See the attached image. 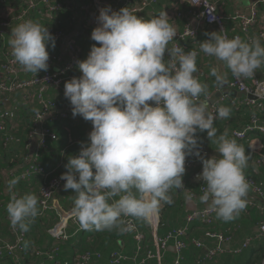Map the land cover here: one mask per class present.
I'll return each instance as SVG.
<instances>
[{
    "label": "clouds",
    "instance_id": "clouds-1",
    "mask_svg": "<svg viewBox=\"0 0 264 264\" xmlns=\"http://www.w3.org/2000/svg\"><path fill=\"white\" fill-rule=\"evenodd\" d=\"M203 3L214 12L208 0ZM215 16H210V22ZM166 12L145 19L129 8L119 12L102 9L91 33L86 60L78 62L82 75L65 82L64 96L79 115L92 123L90 144L81 143L77 156H69L65 191L74 190L72 215L87 231L129 230L125 218L149 220L164 204L171 205L172 189H184L185 161L198 157L203 165L197 180L205 185L199 197L206 211L225 222L235 219L248 204L250 183L244 169L249 155L243 145L226 133L217 134L216 119H227L231 108L220 106L215 114L202 100L207 85L197 75V51L173 45L176 28ZM200 52L222 62L237 79L252 78L264 65V44L226 31L206 33ZM9 45L14 63L24 71L48 69V46L55 37L38 21H26L12 29ZM99 46H96V45ZM210 75L218 86L227 73L213 67ZM207 132L222 158L201 155L196 133ZM18 183L8 182L11 191ZM184 192V190H183ZM191 201V191L184 192ZM35 194H13L7 205L10 226L29 231L40 214Z\"/></svg>",
    "mask_w": 264,
    "mask_h": 264
},
{
    "label": "built area",
    "instance_id": "built-area-1",
    "mask_svg": "<svg viewBox=\"0 0 264 264\" xmlns=\"http://www.w3.org/2000/svg\"><path fill=\"white\" fill-rule=\"evenodd\" d=\"M29 3V11L35 10L38 7L32 0H26ZM57 0H42V4L47 7V11L43 14L46 16H51L52 13L61 10L60 4H54ZM231 0H208V2L215 9L214 12L209 14L208 10L205 8L203 3L199 5H193L196 0H186L187 4L191 7V14L193 15L195 21H199L202 24L216 28L219 32L226 31L228 38H233L236 36L241 37L243 40V35H247L252 29L259 26L260 23V12L257 5L251 7L247 11H237L235 15L231 18L239 33L229 34L226 29L227 18L220 11V4L223 2H228ZM157 0H141L142 7L129 8V0H94V4L98 12L106 7H110L112 11L119 12L123 8H129L134 14L142 11L143 9L150 8L156 4ZM264 2V1H263ZM24 15L17 18L21 20ZM210 16H215V20L210 22ZM7 26V23L0 22V29ZM199 28L187 27L183 32H177L175 40L169 44V47L173 45L180 46L182 42L189 40H196L199 36ZM56 40L62 41L66 47V53L69 61L58 71L53 69V60L49 56L48 69L41 70L38 75L29 79L21 80V75L24 72L22 67L14 63V58L12 53L7 55L8 61L0 65V69L4 76H0V94L16 95L19 93L24 94V99L34 98L36 103L39 105L40 109L36 112V117L34 121V126L29 134L28 139V149L30 151L29 157L27 158V168L20 174L19 178L24 181H29L34 177H41L44 181V186L40 191V206L41 214L39 217L47 211H54L59 222L57 225L50 230L51 237L57 242H66L72 235L78 234L83 230L77 219L72 215V209L66 210L57 201V193L64 189V184L66 181L61 180L60 177L54 176L55 171H49L41 162L42 155L46 149H48L49 143L57 141L58 137L56 132L49 128L46 121L57 122V121H68L73 117L72 109L64 108L61 109L56 103L51 101L46 97V91L49 88H55L63 92L65 82L70 81L72 78H77L75 72L78 70V62L82 61V53L78 46V38L73 36H64L63 33H57L55 35ZM260 38L264 41V27L260 31ZM228 90L230 92H237L246 94L247 96L254 97L253 99L245 97L243 100H232L228 95L222 96L217 100L216 103L210 104V99H206L209 104V111L215 114V111L220 106H226L229 102L231 107L236 111H241L242 108H257L264 104V79H261L257 72H255L252 78H240L234 77L232 82L228 85ZM202 99V98H201ZM70 105V104H69ZM8 116V114H6ZM79 116V115H77ZM224 119H216V121H222ZM7 131L6 120H0V132ZM92 131V124H91ZM9 135L5 134L6 146L8 142L12 141L13 138L7 137ZM233 136L238 140L245 141L254 136L264 137V122L261 123L257 117L251 120V123L247 125L242 130H235ZM201 155L206 159L215 156L212 152L202 149ZM216 157V156H215ZM217 158V157H216ZM218 159V158H217ZM258 167L264 166V158H261L256 163ZM185 168L191 171H195V179L197 180L198 175L202 173V162L196 156H189L185 161ZM199 181V180H197ZM202 182V181H200ZM251 186L254 187V191L261 201L258 200H248L246 208L258 207L264 212V187L258 188L252 181H249ZM205 186L201 188L200 196L203 194ZM14 192L12 190L11 195ZM192 194V193H191ZM193 199L198 198L192 194ZM164 206V205H163ZM162 206V208H163ZM161 208V209H162ZM245 208V209H246ZM160 209V210H161ZM216 214L212 211L196 210L189 214L187 218V226L181 228L177 231L171 232L168 235L161 237L158 234L159 224H160V211L152 216L147 222L150 225L151 235L153 236V250L146 249L147 236L143 233L138 226L134 218H125V227L129 230L125 231L127 234L133 236L136 244L137 251L136 256L132 259L134 264H150L151 262H156L157 264L165 263V255L170 247L174 245L177 251V259L174 264H182L184 258L182 253L187 247L184 242V238L190 231L191 224L196 221H200L204 224H211L213 222ZM93 231V230H92ZM17 235V243L15 245L4 241L0 238V258L2 259L3 254L7 253L8 256L13 257L17 264H21L20 258L16 256V253L21 251V244L26 239L25 234L20 233L18 229H14ZM206 236L210 239H217L218 246L210 250L204 258L199 259L198 264H208L216 261L219 255L226 253H241L244 249H248L252 243L259 240H264V224H261L257 229L255 236L248 238L244 241L241 248L237 251H232L230 246L231 238L225 237L223 235H218L215 233H206ZM193 244L198 248H203V244L199 241H193ZM59 251L58 248H54L49 256V259H54L55 254ZM99 257V255H97ZM94 256L92 254H85L80 257L76 264H92ZM131 259L121 256L120 254H114L110 264H123L125 261H130ZM264 264V259L263 263Z\"/></svg>",
    "mask_w": 264,
    "mask_h": 264
},
{
    "label": "crops",
    "instance_id": "crops-1",
    "mask_svg": "<svg viewBox=\"0 0 264 264\" xmlns=\"http://www.w3.org/2000/svg\"><path fill=\"white\" fill-rule=\"evenodd\" d=\"M109 1L112 2L115 0H109ZM263 1L253 2L252 0H231L228 2L221 3L220 11H222L225 17L227 18L226 20L227 32L230 35L233 33H239V31L237 30V27L235 26V23H233L232 20L228 18L233 17L237 11H247L251 7L257 5L259 8V12H260L259 26L256 27L249 34H247L249 35L248 37H246L247 35H243V40L249 41L253 37H258L259 31H261V29L264 27V2ZM137 2L139 3L136 4ZM137 2H134V0H129L128 7L129 8H133V7L141 8L142 7L141 0H138ZM54 4H60L61 8L65 10L61 12L62 11L61 9L57 12L52 13L51 16H46L43 13L47 11V7L44 4H42V2L38 3V7L35 9V13L31 11L26 14V11L29 10L28 1L24 3L23 0H0V19H3V22L7 23L6 27L0 29V34L2 37L0 38V40L4 47V49H0V51L2 50L1 54L6 56V57H3L0 54V60H1L0 65L4 63L3 61L5 59L7 60V55H10L12 53V49L9 45V40L11 39L10 36L12 34V29H14L17 25L23 22L33 20V18L31 17L33 13H34L33 15H36L38 17L37 18L36 16H34L35 20L33 21H38L40 24L46 26L48 28V31L52 35H54V33L57 32V33H63L64 36L77 37L78 46L82 53V60L87 59L92 45L96 43L95 41L91 40V33L93 29L98 26L97 17L99 16V12L95 7L94 0H57L54 2ZM154 5H153L154 7L152 8H146L147 9L146 13L143 12L146 9H143L142 11L138 12L136 15H138L139 17H143L145 19H151L152 17L158 16L161 12L164 11L167 13L168 17L170 18L169 22L174 25L177 32H183L189 26L192 28H199L200 32H199L198 38L196 40H189L190 42L187 45L185 44V48H187L188 50L197 51L198 55H197L196 64H197L198 72L195 75L197 76L205 75L204 81H202V84L207 85V96L206 97L203 96V98L210 99L211 102L209 103L214 104L213 100L217 97V95L224 92L225 90H228V85L232 82V80L234 79V76L231 74L230 70H228L222 62L217 61L214 57L207 56L204 53L200 52L199 43L209 39L206 33L219 32V31L214 27L202 24L199 21H195L193 15L191 14V11H192L191 7L189 4H187L186 0H158V2ZM22 15H24L23 18L21 20H17V18ZM96 46H99V45L97 44ZM47 50L49 51V56L53 60L54 70L58 71L69 61V58L66 53V47L62 41H58L55 38V47L52 48L50 44ZM213 67L218 68V70L221 73H227V83L223 87L218 86L215 82V77H212L210 75L211 69ZM257 71H258L259 77L261 79H264V65H262L259 69H257ZM34 74L35 73L24 71L21 76L23 79H30ZM0 76H4L1 69H0ZM233 93L237 94V92H230V94H228V96L232 100L240 101L245 98V97L235 96L233 95ZM45 94H46V97L50 99L51 101H53L54 103H56L59 108L72 109V105L70 104V101L65 98L62 91L51 87L46 91ZM20 100H19V97H8L7 99H2L0 102H2L4 111L6 112L11 111L12 114L14 115L12 118L13 121L11 123L12 124L11 127H13L12 131L17 130V124L15 123V119H16L17 123L19 122V124L20 123L22 124V125L18 124L19 128L21 126L24 127L22 128L21 133L25 135L26 130L28 129L27 128L28 126L27 125L24 126V123L27 121V123L25 124H29L32 120V115H31V112L29 111V106L18 107V101ZM34 104H37V103H33L32 105ZM32 105L30 104V106ZM226 106L231 107V104L230 103L226 104ZM231 113H232V116L229 117L228 126L230 127L236 126L237 127L236 129L242 130L243 127H245V125L249 121L248 115H244L241 113L238 114L232 109H231ZM51 121L49 123L50 126L53 123ZM68 121H70L69 123L70 125L71 123L73 124L71 125L73 130L70 128L71 129L70 131L69 128H67L65 125L61 126L59 125L61 123L57 124L56 122L53 123V126L57 124L56 126H54V130L61 127L60 134H62V137L66 134H69L70 136L69 138L71 139V141H73L72 144H76V148L79 150L78 152H80L81 143H84L85 145L90 144L89 134L91 132L92 123L90 121L84 120L81 116L72 117ZM9 131L10 129L7 123V131L5 133L0 132V148H1V141L5 137V134L7 135L10 134ZM72 137H74L73 140H72ZM263 139L264 138H259V136L252 137L251 146L254 151H262L263 144H264ZM59 140L60 138H58L57 141L50 142V143H55L54 147L51 148L49 152L47 151L43 156V158L47 159L49 162L51 161L52 157H56L60 151V146L62 145V143L58 142ZM78 152L72 151L71 156H77L79 154ZM217 154H219V156ZM215 156L218 159L222 158V155L219 152H217ZM62 163L63 161L61 162V164ZM61 164L59 166H61ZM51 167L52 166L50 165L47 166V168H51ZM22 169L24 170L26 169V167L22 166ZM22 172L8 173L7 185L10 180H13V179L21 180L19 176ZM15 187L16 186H14L13 191L17 195H23L26 193L36 194V192H38V190L32 187V185H27L26 187L20 186L19 192L16 191ZM58 198H60V196ZM58 198L56 197V201L59 203ZM247 200H258V199L257 198L256 199L247 198ZM258 201L260 202V200ZM186 205L190 213L196 210H205L207 208V205L200 203L199 198H195V199H192L191 201H187ZM251 208H256L260 210L262 213H264L258 207H251ZM48 220H50V218ZM220 220L221 219H218L216 216L213 219L212 223H214V228L216 229V232L214 233L217 234L218 232L234 231V234H236V237L233 238L234 240L231 239V243H230V246L233 249L232 251L239 250L242 244L244 243L245 239L247 237L251 238L255 236L257 232V225H251L250 223H246V224L241 223L242 224L241 227H238L235 229L233 225L234 222L232 223V220L227 221V222L223 220L220 221ZM196 223H198V221L191 224L190 231L188 232L187 235L192 233V235L195 236L196 238V239L194 238V240L202 243L203 248H198L197 246H195L193 244V241H194L193 240L192 243L188 245L186 249L184 250V252L182 253V256L184 258V261L182 264H198L199 259L204 258L210 250H213L218 246L217 239H210L200 229H197V230L194 229V227L196 226ZM187 225L188 224L186 221L183 228ZM0 232L5 237V240L8 243H17V235L14 232V229L10 226V221L8 219H0ZM218 235L220 234L218 233ZM50 239L51 237H49L48 231H45V229L43 230L41 227H39L38 229H30L28 231V242L30 246L29 249L34 255L33 259L30 261V264H46L45 262L42 261V258H43L42 253H44L45 249H48L47 246H49V245H44V242L45 244H49ZM262 241L263 240L255 241L254 243L251 244V246L248 249H244L241 253L221 254L218 256L215 262L208 263V264H261L262 263L261 254L263 253L261 251V248H259L261 245L259 246L258 243H261ZM50 244H52L51 241H50ZM56 246L58 245L55 244L53 247L55 248ZM136 251L134 255H136ZM168 251H169V254L165 255L166 258H165L164 264H174L178 256L175 246L170 245V247L168 248Z\"/></svg>",
    "mask_w": 264,
    "mask_h": 264
},
{
    "label": "trees",
    "instance_id": "trees-1",
    "mask_svg": "<svg viewBox=\"0 0 264 264\" xmlns=\"http://www.w3.org/2000/svg\"><path fill=\"white\" fill-rule=\"evenodd\" d=\"M23 1H24V3L27 2L26 0H23ZM32 1H34L36 4L42 2V0L41 1L40 0H32ZM137 1L138 0H134V2H137ZM157 2H158V0H157ZM138 3L139 2H137L136 4H138ZM154 6H152V7H154ZM152 7H150V8H152ZM61 9H62L61 12H63L65 10L63 8H61ZM29 12H31V11H29ZM32 12L35 13V10H32ZM143 12L146 13L147 9ZM33 14L31 17L33 18V20H35L34 16H36V15H33ZM33 20H31V21H33ZM0 22H3V19H0ZM253 30L254 29H252L251 31H253ZM56 34H57V32H55L53 36L55 37ZM258 34H259L258 37L260 38V31ZM248 36L249 35H247L246 37H248ZM0 38H2L1 34H0ZM189 42L190 41H184V42L180 43L181 47L185 50V52L190 51L187 48H185V44L187 45ZM261 42L264 44V41L262 39H261ZM0 49H4L1 40H0ZM1 52H2V50L0 51V54H1ZM1 55L3 57H6L3 54H1ZM7 61H8V58H7V60L5 59L3 62L6 63ZM256 72L258 74L257 70H256ZM37 75H38V73L34 74L31 78H33ZM81 75H82V73H80V71L78 69L75 72V76L80 77ZM204 77H205V75L204 76L203 75L198 76L201 83H202V81H204ZM21 80H29V79H23L21 76ZM23 95H24L23 93H20L18 95H14V96L8 95V94H0V101L2 99H7L8 97H19V100L20 99L21 100L18 101V107L29 106V111L31 112V115H32L31 122L29 124H25V123H27V121L24 123V126L25 125L28 126L27 127L28 129L26 130L25 135H23V133H21V130L24 127L21 126L19 128V125H22V124L21 123L19 124V122L17 123L16 119H15V123L17 124V130L12 131L13 127H11L12 126L11 123L13 121L12 118L14 115L12 114L11 111L10 112L4 111V108L2 106V102H0V120H6V122L8 123L9 129H10V131H9L10 134L7 137L13 138L12 141L8 142L7 146L5 143L6 142L5 137L1 141V148H0V219H8L9 220L8 213H7V205L11 200L12 191L10 192L8 185H7V175L10 172H22V170H23L22 166H25L27 168V164H26L27 158L29 157V154H30V151L28 149L29 134H30V131L32 130V127L34 126V121H35V117H36L35 112H36V110L38 111L40 109L39 105H37V104L32 105L33 103H36V100L34 98L33 99L32 98L24 99ZM22 96H23V98H22ZM201 98H202V100H205V98H203V96ZM30 104L32 106H30ZM227 104H229V103H227ZM230 108L232 110H234L233 107H230ZM234 111L238 114L241 113L244 115H248L249 121L245 125V127L251 123V120L254 117H257L261 123L264 122V104H263V106L260 105L257 108H250L249 107V108H242L241 111H236V110H234ZM6 114H8V116ZM230 116H232V113L230 114ZM229 117L227 119L222 120V121L214 122V127L218 130L217 134L219 135L222 133H226L228 138L235 139L238 144H241L244 146V148L246 150V154L249 155L247 167L244 169V174L246 176V179L249 181H252L256 187L262 189L264 187V166L258 167V165L256 163L259 159L264 158V144H263L262 151H254L252 146H251L252 138H249L248 140H245V141H241V140H238L237 138H235L233 136V132L235 130H238V129H236L237 128L236 126H234V127L228 126ZM9 123H10V125H9ZM49 123L50 122L47 121L46 124L52 130H54V126L61 123L59 125H61V126L65 125L71 131V129H72L71 125H73L72 123H71V125L69 124L70 121H57L56 122L57 124H55L54 126H53L54 122L51 124V126L49 125ZM245 127H243V129ZM60 129H61V127L54 130V132H56V134H57V137L60 138V140L58 142L62 143V145L60 146V151H59L58 155L56 157H52L53 160L51 159L50 162L47 159L43 158L44 154L47 151L49 152L51 150V148L54 147L55 143H49L48 149H46L44 151V153L42 155V159H41L42 164L46 168L49 165L52 166L51 168H47V169H49V171H55L54 176H57V177H61L62 174H64L67 171V169L65 168V165L68 161V157L71 156L72 151H77V152L79 151L76 148V144H72L73 141H71V139L69 138L70 137L69 134H66L62 137V134H60ZM196 135L199 138L200 148L208 150V151L212 152L213 154L214 153L216 154L218 152V151H216L217 145L214 143H211L208 140L206 131H204V132L198 131L196 133ZM74 137H72V140ZM259 138H264V137L260 136ZM263 141H264V139H263ZM58 142H57V144H58ZM62 161H63V163L61 164ZM60 164H61V166H59ZM195 174H196L195 171H191V170L186 169L185 174L183 176V181H182L183 185H184V189H177V191L175 189H172L170 191L169 195L171 196V198L173 200V204H171V205L164 204L163 208L160 210V224H159V230H158L159 236L163 237V236L168 235L171 232L177 231V230L183 228L184 224L186 223L188 215L190 214V212L187 209V205H186L187 200L185 199L184 192L191 191L192 194H194L195 196H197L199 198L200 193H201L200 192L201 188L203 186H205L203 182L197 181L195 179ZM27 185H32V187H34L35 189L38 190V192H36L35 195H37L39 197V205L38 206H39L40 214H41L40 191H41L42 187L44 186V181L41 177H34L29 181H24V180L18 179V183H16V185H15L16 191L19 192L20 186L26 187ZM183 190H184V192H183ZM74 195H75L74 190L69 189V190L65 191V189H61L57 193V198L60 196V198H58V199H59L60 205L63 208H65L66 210H71L73 208V197H74ZM247 198L248 199H256L257 198L258 200L261 201V198L257 196V194L254 191V187L251 185H250V190H249ZM39 215L36 218L37 220L35 219L34 223H32L30 225L29 230L30 229H38L39 227H41L43 230L45 229V231H48L49 237H51V235L49 233L50 230H52L57 225V223L59 222V218H58L57 214L54 211H47V212H44L40 217H39ZM49 218H50V220H48ZM247 219H249V220H247ZM135 220H136L138 226L140 227L141 231L143 233H145L147 236L146 249L153 250V248H154L153 236L150 234L151 229H150L149 223L145 220H140V219H135ZM232 223H233L235 229L238 227H241V225H242L241 223H244V224L250 223L251 225H257V229H258L261 224H264V213H262L260 210H258L256 208L244 209L243 211H241L239 213L237 218L232 219ZM237 224H238V226H237ZM194 229H196V230L200 229L201 231L204 232L205 235H206V233H209V232H211V233L216 232V229L214 228V223L204 224V223H201L200 221H198V223H196V226L194 227ZM20 233H22V232H20ZM218 233L220 235H223L225 237H229L231 239L236 237V234H234V231L218 232ZM23 234H25L26 239L21 244V251L16 253V256L20 258L21 264H30V261L33 259L34 255L31 252V250L29 249L30 246H29V242H28V231L23 232ZM0 238H2L4 241H6L5 237L2 235L1 232H0ZM194 238H195V236H193L192 233H190L189 235H187V238L186 237L184 238V242L188 246L192 243ZM50 241L52 242V244H50ZM50 241H49V244H45V242H44V245H49V246H47L48 249H45V252L42 253V256H43L42 261L45 262L46 264H76L78 259L85 254H92L94 256L92 264H106V263L110 264L114 254H120L121 256H125L129 259H131V258L133 259L136 256L134 254H135V251L137 249V244H136L133 236L127 234L125 231L121 232L118 229L103 230V231H94V230L93 231H82L78 234L72 235V237L66 242L57 243L52 237H51ZM11 244L15 245L16 243H11ZM55 244L58 245L55 248H58L59 251L55 254L54 259L50 260L49 256H47V255H50L51 252L54 250L53 246ZM258 245L259 246L261 245L259 248H261V251L263 253V254H261L262 263H263L264 240L261 243H258ZM51 247H53V248H51ZM166 254L167 255L169 254L168 250H167ZM97 255H99V257H97ZM132 259L130 261H125L123 264H134ZM0 264H17V263L15 262V259L13 257H10L7 255V253H5L2 256V259L0 258ZM150 264H157V263L151 262Z\"/></svg>",
    "mask_w": 264,
    "mask_h": 264
},
{
    "label": "water",
    "instance_id": "water-1",
    "mask_svg": "<svg viewBox=\"0 0 264 264\" xmlns=\"http://www.w3.org/2000/svg\"><path fill=\"white\" fill-rule=\"evenodd\" d=\"M253 2L255 1H263V0H252ZM230 94V91L229 90H225L224 92L220 93L219 95H217V97L213 100V103H215L217 101V99L221 98L223 95H228ZM233 95L235 96H238V97H248V98H251L253 99L254 97H250V96H247L246 94H242V93H233ZM219 156V154H217Z\"/></svg>",
    "mask_w": 264,
    "mask_h": 264
}]
</instances>
